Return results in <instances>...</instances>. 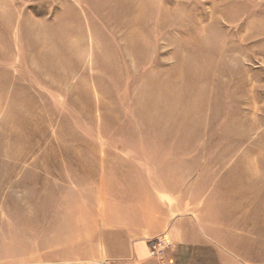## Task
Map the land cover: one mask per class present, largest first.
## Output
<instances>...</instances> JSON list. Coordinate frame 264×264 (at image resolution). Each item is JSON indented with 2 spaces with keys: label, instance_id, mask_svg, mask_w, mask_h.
I'll list each match as a JSON object with an SVG mask.
<instances>
[{
  "label": "rangeland",
  "instance_id": "374dc122",
  "mask_svg": "<svg viewBox=\"0 0 264 264\" xmlns=\"http://www.w3.org/2000/svg\"><path fill=\"white\" fill-rule=\"evenodd\" d=\"M154 192L205 264H264V0H0V264L22 222L66 247Z\"/></svg>",
  "mask_w": 264,
  "mask_h": 264
},
{
  "label": "crops",
  "instance_id": "0c3cea01",
  "mask_svg": "<svg viewBox=\"0 0 264 264\" xmlns=\"http://www.w3.org/2000/svg\"><path fill=\"white\" fill-rule=\"evenodd\" d=\"M154 198L158 205L155 211L149 213L151 218H136L129 210L130 207H127L123 210V217H127V221H124L128 225L122 227L123 230L118 229L117 235H109L110 229L107 227L108 230L105 231L106 227L101 222L95 224L90 221L88 224L96 231L97 236L94 237L93 231H87L91 238L84 236L80 243H76L75 239V243H69L66 247L58 243L62 239V233H54L53 242H47L44 238L47 224H54L53 228L61 232L67 224L66 221L57 227L58 223H47L46 217L42 215L36 224L22 222L16 237L6 238L5 264H205L193 251L215 247L214 240L197 223L192 224L183 219H180L181 222L176 221L177 215L181 213H176L171 204L170 207L159 201L155 192ZM119 213L117 217L122 220L121 210ZM132 217L138 221H134ZM55 219L59 218L54 217ZM74 235H77L76 231ZM162 236L172 239L173 246L163 257L152 258L149 244L153 239ZM50 245L56 250L52 255L47 254ZM53 255L54 258L51 257Z\"/></svg>",
  "mask_w": 264,
  "mask_h": 264
},
{
  "label": "built area",
  "instance_id": "2783aa9c",
  "mask_svg": "<svg viewBox=\"0 0 264 264\" xmlns=\"http://www.w3.org/2000/svg\"><path fill=\"white\" fill-rule=\"evenodd\" d=\"M160 240H161V238L154 240V245L152 246V249L150 250V255L152 258H157V256H158V249L156 246V242H158Z\"/></svg>",
  "mask_w": 264,
  "mask_h": 264
}]
</instances>
